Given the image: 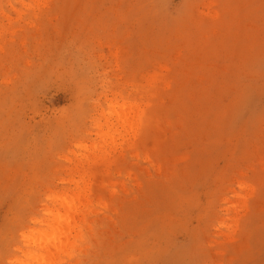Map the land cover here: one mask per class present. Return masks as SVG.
I'll return each mask as SVG.
<instances>
[{"label": "rangeland", "instance_id": "obj_1", "mask_svg": "<svg viewBox=\"0 0 264 264\" xmlns=\"http://www.w3.org/2000/svg\"><path fill=\"white\" fill-rule=\"evenodd\" d=\"M0 264H264V0H0Z\"/></svg>", "mask_w": 264, "mask_h": 264}]
</instances>
